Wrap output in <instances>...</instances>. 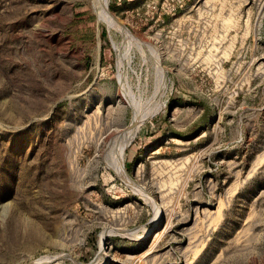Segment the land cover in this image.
Wrapping results in <instances>:
<instances>
[{"label":"rangeland","instance_id":"rangeland-1","mask_svg":"<svg viewBox=\"0 0 264 264\" xmlns=\"http://www.w3.org/2000/svg\"><path fill=\"white\" fill-rule=\"evenodd\" d=\"M95 1L0 0V264H264V0H108L131 40Z\"/></svg>","mask_w":264,"mask_h":264},{"label":"bare ground","instance_id":"bare-ground-1","mask_svg":"<svg viewBox=\"0 0 264 264\" xmlns=\"http://www.w3.org/2000/svg\"><path fill=\"white\" fill-rule=\"evenodd\" d=\"M95 2H96V9L99 12L98 15H100V17L103 20H105L112 27H115L116 29L120 30L124 34L125 39H127V40L133 39V35L130 33V31L128 29H126L125 26L121 23V21L109 10L108 0H96ZM134 41L136 43H139V44L141 43L142 45H144V42H143L144 40H142L141 38L135 37V35H134ZM149 46L151 49L152 48L151 45H149ZM152 55H153V51H152ZM156 59H157V74H158L157 84H159L157 89L160 90V88H161L164 90L165 89L164 69L159 64L158 55H156ZM119 82H120L119 95L122 98H124L125 101L127 102V104H129L133 108V116H132L130 123L128 125H126L122 129H120L116 133L113 132L115 134L112 136V138L109 139L108 146H107L109 148H108L107 152L105 153V157H107L109 167L112 168L113 171H115V173L120 178H122L134 190L139 192L146 200L152 202L153 205H156V208L154 207V209H156V211L154 210L155 213L153 216V224H155L154 225L155 227H158L160 225V223L162 222V219H163L165 213L167 212L165 209L166 206L163 204L162 201L155 198L151 194V192L148 191L143 186V184H141L137 180L133 179V177L130 175L129 171L126 168V149L128 147V144L130 143V141L134 138L141 122L147 117V115L149 116V113L152 112V114H153V112L155 110L160 108V106L163 103L156 100V102L154 103V105L152 107L147 106V105L145 106L144 100L142 102L141 97L139 95L138 96L135 95V93L123 81V79H120ZM157 92H158V90H157ZM162 93H163V91H162ZM162 93H160V95ZM148 105H149V103H148ZM110 129H112V128H110ZM107 132L109 135V134H111L112 131H110V132L107 131ZM170 139L172 141H175V142L178 141V139L175 137L170 138ZM156 152L157 151H155L154 153H156ZM146 230H147V228L143 231V233L141 235H139L138 231H136V230H128L124 227H120V226L118 227V226L113 225V227H111L110 229H107L101 235L100 252L98 253V256L96 259L97 260L100 259L101 254L106 253L105 252L106 251V244H105L106 242H104V239L106 238V235H108L109 232H116V233L118 232L124 236H132V237H133V235H135L136 238H142L145 235ZM56 259H57L56 257H52L50 259L48 257H42V258L36 260L33 264L46 263V262L53 261ZM92 264H96V263H92Z\"/></svg>","mask_w":264,"mask_h":264}]
</instances>
